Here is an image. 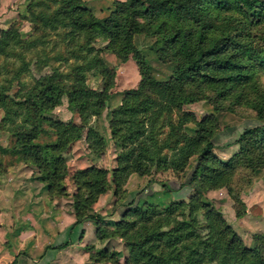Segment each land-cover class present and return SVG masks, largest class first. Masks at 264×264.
I'll return each mask as SVG.
<instances>
[{"label": "trees", "instance_id": "trees-1", "mask_svg": "<svg viewBox=\"0 0 264 264\" xmlns=\"http://www.w3.org/2000/svg\"><path fill=\"white\" fill-rule=\"evenodd\" d=\"M43 1L29 0L26 9L30 14L27 13L34 15L42 31L59 28L64 50L71 52V57L76 61L66 74L68 82L63 83L62 77L58 79L60 87L51 80L57 77L59 70L53 65L52 73L40 74L25 95L18 96V89L14 94L17 98H13L8 92L13 86L12 82H20L21 75L29 70L32 61L23 49L26 46L34 48L39 40L34 38L26 42L16 27L0 28V54H3L7 65L15 66L7 78L0 79V109L4 110L2 121L4 124L10 122L13 128L8 143L0 146V154H7L11 161L33 164L44 174L42 179L47 189L54 192L61 190L58 188L59 178L66 166L63 154L71 142L83 137L90 150L101 151L104 148L101 133L92 125H87L89 119L99 114L105 106L104 101L108 99L106 88L111 83L110 72L92 45L91 38L87 37V34L95 33L108 40L110 49L121 61L132 56L141 68L139 87L125 90L120 104L111 110V136L120 143L116 163L111 170L116 195L123 193L121 178L130 172L146 174L153 167L178 171L186 166L192 155L196 156L195 163L182 180H148V186L172 193L175 198L168 205L160 206L155 202L139 205L138 198L149 194L147 187L139 194L138 189L130 191L128 201L119 200L107 213L86 210V206L105 191L107 169L96 165L77 168L72 173L75 185L74 221L56 234L53 243L47 245L43 253L50 256L63 245L76 240L81 235L82 222L91 220L98 237L109 232L124 240L128 254L123 264H264L263 253L244 245L241 237L214 207L196 196L189 197L188 201L182 198L199 187L223 186L232 175L231 164L220 161L212 153V148L220 144L215 141L219 130L214 127V118L206 116L198 120L191 112L182 110V105L188 98L185 88L198 77L208 79V83L221 94H228L231 88L247 85L249 72L241 64L243 53L239 51L225 58L220 55L227 42L242 47L239 45L241 42L238 43L229 33L218 32L211 21L202 19L196 22L194 15L197 9L192 4L200 0H119L105 18L96 16L83 0H58L52 13L40 9L41 5L49 7ZM209 1L226 7L230 3L243 5L252 10V14L256 12V2H259ZM35 7L37 11H33ZM155 10L163 15H149ZM154 18H158L157 24L152 23ZM142 29L155 34L160 42L159 50H168L176 62L169 79L158 80L147 72L145 60L132 39L133 34ZM81 36L85 37L83 41L75 42ZM13 48L21 50L12 51ZM19 56L20 62L17 63ZM35 60L46 61L44 54L38 51ZM87 72L102 75L104 84L101 89L87 84ZM142 89H146L148 94L142 95ZM63 93L67 95L69 103L78 108L83 124L42 116L41 119L54 130V138L39 142L40 112L55 106ZM255 108L256 114L245 117L233 139L221 143V146L241 143L250 136L260 135L264 139V102ZM170 112H177L176 119L167 123L169 129L162 143L168 142L170 135L177 139L169 146L172 152L162 154L159 135L163 130V118ZM185 123L195 124L198 128L196 134L185 131ZM226 128L223 131L220 129L224 135L229 126ZM183 191L187 193L182 195ZM200 209L206 223L198 219ZM107 220L115 224L113 229L103 224ZM86 250L95 262L121 264L114 250H91L89 246ZM43 253L39 257L41 263ZM16 261L15 257L9 264Z\"/></svg>", "mask_w": 264, "mask_h": 264}, {"label": "rangeland", "instance_id": "rangeland-1", "mask_svg": "<svg viewBox=\"0 0 264 264\" xmlns=\"http://www.w3.org/2000/svg\"><path fill=\"white\" fill-rule=\"evenodd\" d=\"M29 0H4L0 7L1 25L7 23L4 28L16 27L20 37L29 42L34 38L39 40L34 48L26 46L24 53L31 58L29 70L21 75L20 82L14 80L12 88L9 90L10 96H14L19 89V95H25L27 90L36 83L42 73H52L51 67H58L57 77L51 80L58 87V79L62 77V82H68L66 74L70 70V65L76 61L71 57V52L64 50V42L61 38L59 28H48L40 30V24L34 15H29ZM58 0H44L49 7L40 6L41 10L52 13L57 7ZM119 0H101L99 3H91L90 9L100 18L107 17L114 9L115 2ZM254 6L255 12L243 5H234L230 3L228 7L218 5L217 2L209 0H200L192 5L197 9L194 15L196 22L206 19L216 25L217 31L230 34L231 37L241 45L233 42H227V45L220 50V55L224 58L234 53H243L241 64L248 68L249 77L246 86L231 88L228 94H221L220 91L208 79L198 77L188 83L184 92L187 93V100L182 105V110L191 112L196 119H202L206 116L214 118V127H218L219 134L215 140L217 143H224L233 139L236 129L247 116L256 114V106L264 102V4L258 0ZM85 2V0H83ZM27 4V5H26ZM7 5V6H6ZM28 11V13H27ZM33 11H37V7ZM149 15H163L160 11ZM34 13V12H33ZM3 14V15H2ZM158 18H154L152 23L157 24ZM151 28V26H149ZM87 37L91 38V43L98 50L99 56L110 72V85L106 88L108 99H105V106L99 114L93 115L87 125L96 128L104 138L105 146L101 151H93L87 147L83 137L71 142L64 150L65 170L59 178V191L51 192L47 189L45 181L42 179L44 174L40 172L33 164L24 161H11L7 154H0V222L7 227L12 224L16 228H24L27 225L21 218L27 212L36 211L37 215L32 217L39 219L45 224L48 218L54 216V230L66 224L70 218L75 217V204L73 193L75 185L72 179V173L77 168L96 165L107 169V187L105 191L99 194L98 198L86 206L89 212H110L116 202L119 200L128 201L131 197L128 193L138 189V194L144 189H149V194L138 198L139 205L144 206L147 202H155L160 206H166L175 197L170 191H163L156 186H148L149 179H176L182 180L192 165L196 161V156L192 155L186 166L178 171L172 169H157L153 167L149 173L139 174L130 172L122 177L121 187L123 193L119 196L114 192V182L112 181L111 170L116 163V155L120 150V143L111 136L109 122L111 119V110L120 104L123 93L127 89L138 88L141 80V68L136 59L130 56L126 61H121L119 57L110 49L108 40L98 34L89 33ZM85 37H79L75 42L81 43ZM133 43L139 50L146 63L147 72L158 80H167L173 74L176 62L168 50L161 52L159 50L160 42L158 37L149 30L142 29L133 34ZM246 47H250L246 49ZM21 48H13L12 51H18ZM36 51L44 54L46 61H36ZM61 53V54H60ZM16 58V57H14ZM57 58H60L57 60ZM65 58V60H62ZM20 62V56L16 58ZM15 66L7 65L3 54H0V79L7 78L10 71ZM114 71V72H112ZM104 78L98 72H87L86 82L90 87L97 90L104 84ZM4 80V79H3ZM64 83V82H63ZM142 95H147L148 91L142 89ZM60 101L53 107L40 112V135L37 138L39 142H47L54 138V130L48 122L42 120L45 116L54 120L72 121L82 125L78 108L71 105L67 95L62 94ZM4 110L0 109V146H5L9 141V135L13 129L10 122L4 124L2 116ZM177 112H170L163 118L162 133L159 135V148L161 153H171L172 146L177 137L170 135L168 142L162 143L166 137V130L169 129L167 123L175 121ZM229 126L226 135L223 131ZM197 126L193 123H185L184 130L196 134ZM220 129H222L220 131ZM227 129V128H226ZM217 146L212 148V153L217 159L224 163L231 164L232 175L225 185L208 188L199 187L193 189L186 195L183 201H188L189 197L196 196L203 203L214 207L224 217L225 222L242 239L244 245L259 249L264 255V139L261 136H250L241 143ZM183 191L182 195L186 194ZM189 195V196H188ZM10 210V211H8ZM23 212H26L23 214ZM187 207L185 208V213ZM198 219L201 223H206L203 210L198 212ZM40 222V221H39ZM103 224L110 230L115 227L112 221H104ZM84 231L81 233L82 237ZM7 232H0V248H7ZM55 239V238H54ZM91 250L106 248L109 251H116L117 258L121 264L128 254V248L124 240L117 234L105 233L98 237L95 224L92 222L88 227L84 239L79 243L70 241L61 247L58 253L62 255H74L75 262L79 264L80 255H85V259L80 264L94 263L90 258L86 247ZM77 247V248H76ZM42 255V254H41ZM62 264V263H60ZM98 264H111L109 262H99Z\"/></svg>", "mask_w": 264, "mask_h": 264}, {"label": "crops", "instance_id": "crops-1", "mask_svg": "<svg viewBox=\"0 0 264 264\" xmlns=\"http://www.w3.org/2000/svg\"><path fill=\"white\" fill-rule=\"evenodd\" d=\"M100 1L101 0H85V3L87 6H90L91 3L95 4L94 2L99 3ZM3 3L4 0H0V7L3 6ZM1 24L2 23L0 20V28H4L7 23H5L4 25ZM25 213L26 212H23V214ZM35 214L37 215L36 211H31L30 213L27 212L26 215H23L21 219L26 222L27 225L22 229L16 228L13 224L12 226L8 225L7 227H5V225L0 222V232L3 231L7 232L8 234V247L4 248L3 250H1L0 248V264H9L15 257L17 260L15 264H71V262H75L74 255H62L58 253L60 250H62L61 248L57 249L50 256L47 255L46 252L43 253L45 247L53 243L56 234L74 221V217L70 218L69 215H67L69 221L66 224H61V227L54 230V216L48 218V222L44 224L39 219V217H36L37 219L32 217L31 219V216ZM91 224V220H85L82 222L81 228L82 232L84 231V234L82 237H80L81 235H78L76 240H74L76 241V243L80 244V241L84 239V236L88 231V227ZM42 253L43 256L41 258L43 259V261L41 263L39 261V257ZM78 258L79 260H77V263L80 264L81 260L83 262V260L85 259V255L82 254ZM93 262L94 263L89 262V264L99 263L95 261ZM85 264L87 263L85 262Z\"/></svg>", "mask_w": 264, "mask_h": 264}]
</instances>
